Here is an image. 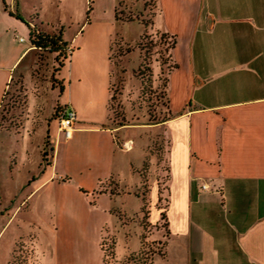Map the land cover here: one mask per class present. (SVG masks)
Segmentation results:
<instances>
[{"label": "crops", "instance_id": "obj_1", "mask_svg": "<svg viewBox=\"0 0 264 264\" xmlns=\"http://www.w3.org/2000/svg\"><path fill=\"white\" fill-rule=\"evenodd\" d=\"M20 1L3 0L8 15L0 9V87L24 60L31 64L34 50H44L32 45L24 22L35 16L42 28L37 9L26 12ZM120 22L88 21L69 39L61 36L69 55L57 74V116L67 106L77 119L68 139L57 122L49 132L57 158L79 149L106 163L104 176L119 175L134 149L131 138L124 140L131 149L118 144L122 128L107 126L110 50ZM152 23L175 38L176 64L167 73L168 117L160 125L165 181L149 190L148 222L166 217L164 254L156 256L163 264H264V0H156ZM52 173L41 183L56 179ZM37 179L32 175L27 186ZM70 184L81 186L78 178ZM103 225L94 226L99 237ZM58 247L52 264H65Z\"/></svg>", "mask_w": 264, "mask_h": 264}, {"label": "rangeland", "instance_id": "obj_2", "mask_svg": "<svg viewBox=\"0 0 264 264\" xmlns=\"http://www.w3.org/2000/svg\"><path fill=\"white\" fill-rule=\"evenodd\" d=\"M20 2L26 12L37 9L44 31L68 39L84 22L121 20L110 50L107 126L122 128L115 134L118 144L123 147L131 138L134 149L127 154L132 163L119 175L110 170L104 176L106 163L79 149L57 158L49 132L57 122L62 57L34 50L31 64L24 60L22 70L11 72L0 87V264H52L57 245L65 264L148 263L162 254L166 234L164 220L151 225L147 213L153 206L151 184L161 187L165 181L167 141L160 125L168 117L166 79L172 60V39L152 23L156 0ZM8 4L0 0L7 15ZM65 50L68 54L66 44ZM92 138L104 142L101 135ZM50 170L56 179L41 183ZM32 175L38 179L28 187ZM75 178L81 186L70 184ZM101 221L99 237L94 226ZM162 261L156 256L153 264Z\"/></svg>", "mask_w": 264, "mask_h": 264}, {"label": "trees", "instance_id": "obj_3", "mask_svg": "<svg viewBox=\"0 0 264 264\" xmlns=\"http://www.w3.org/2000/svg\"><path fill=\"white\" fill-rule=\"evenodd\" d=\"M14 16L23 20L17 11L14 13ZM35 19L36 18L34 16V17H31L28 21L23 20L27 24V26L29 27L30 42L32 43L33 46H35L38 49H44V50L46 49L50 52L57 53L58 56H61L62 59L59 62V66L61 67L63 65L64 61L67 60L68 55H69V54H67V52L65 50V44L66 43L64 41H62L61 33L55 34V33H48L46 31H44L41 28V26L38 23H36ZM164 34H166V33H164ZM166 36H169L172 39V43L170 46V52H171V49L174 47V44H175V38L172 35H168V34H166ZM173 67H176V64L171 60V64L168 67V71L171 70ZM160 220H164V222H166V217H165V214L163 212L161 213ZM163 248H164V245H163ZM163 254H164V251L162 250V254H158V255H163ZM130 257L138 258V256H134V255H131ZM152 260L153 259L151 257V259L148 261V263H146L144 261L143 264H152Z\"/></svg>", "mask_w": 264, "mask_h": 264}, {"label": "built area", "instance_id": "obj_4", "mask_svg": "<svg viewBox=\"0 0 264 264\" xmlns=\"http://www.w3.org/2000/svg\"><path fill=\"white\" fill-rule=\"evenodd\" d=\"M21 41L24 40L23 37L19 38ZM35 47V46H34ZM69 54V52H68ZM77 119L75 111L70 107H63L59 115L57 116V129L61 134H64L66 139L70 138L72 131L74 129V124ZM132 142L128 141L123 144L125 149H130ZM51 150L53 152V143L51 142ZM52 158V157H51ZM203 188H207L206 184L202 185Z\"/></svg>", "mask_w": 264, "mask_h": 264}]
</instances>
